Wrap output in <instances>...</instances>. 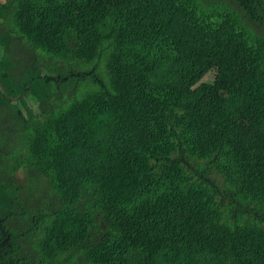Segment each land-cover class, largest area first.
I'll use <instances>...</instances> for the list:
<instances>
[{"label":"trees","instance_id":"1","mask_svg":"<svg viewBox=\"0 0 264 264\" xmlns=\"http://www.w3.org/2000/svg\"><path fill=\"white\" fill-rule=\"evenodd\" d=\"M263 32L264 0H0V264H264Z\"/></svg>","mask_w":264,"mask_h":264},{"label":"clouds","instance_id":"2","mask_svg":"<svg viewBox=\"0 0 264 264\" xmlns=\"http://www.w3.org/2000/svg\"><path fill=\"white\" fill-rule=\"evenodd\" d=\"M261 35H264V32ZM59 67L64 68L63 66H60V65H59ZM81 67H82V65L76 64L75 66H73V69L77 72H80L83 70V69H81ZM65 81H66V83L59 80L58 78H53L51 85H50V89L52 90V94H55L57 96L65 95L66 100H68L69 97H73L76 93H81L83 95L87 92V88L85 86H83L79 89L78 92L73 93V89L75 87H72V85L69 84L67 82V80H65ZM46 100H47L46 95H44L42 99H38L37 101L33 97H31V98L28 97L27 106L29 108L37 109Z\"/></svg>","mask_w":264,"mask_h":264},{"label":"rangeland","instance_id":"3","mask_svg":"<svg viewBox=\"0 0 264 264\" xmlns=\"http://www.w3.org/2000/svg\"><path fill=\"white\" fill-rule=\"evenodd\" d=\"M60 66H64V65H63V64H60ZM81 69H83V70H87L88 67H81ZM103 69H104V72H105V67H104V65H103ZM214 79H215V74L212 73V74L209 76V78L207 79L206 82H207V83H212V82L214 81ZM81 95H82L81 93H78V94H77V97H80ZM14 145L17 147L16 142L14 143ZM18 178H19V181H20L21 184H22L23 189H24L26 192H28V193H34V192H32V185H31V179H32L33 177L26 176L23 172H20V173L18 174ZM37 190H39V189L37 188Z\"/></svg>","mask_w":264,"mask_h":264}]
</instances>
